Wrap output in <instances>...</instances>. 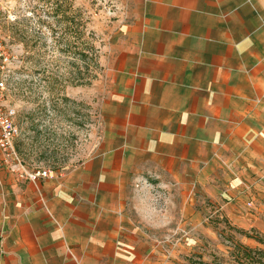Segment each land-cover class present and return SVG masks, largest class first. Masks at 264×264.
Listing matches in <instances>:
<instances>
[{"label": "crops", "instance_id": "obj_1", "mask_svg": "<svg viewBox=\"0 0 264 264\" xmlns=\"http://www.w3.org/2000/svg\"><path fill=\"white\" fill-rule=\"evenodd\" d=\"M133 1L100 147L38 183L0 169V264H169L131 217L147 175L264 228V0Z\"/></svg>", "mask_w": 264, "mask_h": 264}, {"label": "rangeland", "instance_id": "obj_2", "mask_svg": "<svg viewBox=\"0 0 264 264\" xmlns=\"http://www.w3.org/2000/svg\"><path fill=\"white\" fill-rule=\"evenodd\" d=\"M69 4L78 21L96 34L100 49V69L93 71L89 85H71L69 80L51 85V77L63 74L67 79L72 69V58L64 52L69 36L66 21H60L63 12L53 14L57 5L66 12ZM134 5L133 0H0V35L12 59L6 103L17 109L21 135L16 145H21L29 168L66 171L100 147L103 102L112 90L120 33L133 18ZM24 33L28 46L22 42ZM77 65L84 72V64ZM135 188L131 217L153 253L163 250L169 264L227 261L231 236L260 246L234 230L244 228L226 214L228 198H212L191 187L181 190L177 183L150 175ZM257 229L264 234V228Z\"/></svg>", "mask_w": 264, "mask_h": 264}, {"label": "trees", "instance_id": "obj_3", "mask_svg": "<svg viewBox=\"0 0 264 264\" xmlns=\"http://www.w3.org/2000/svg\"><path fill=\"white\" fill-rule=\"evenodd\" d=\"M60 12H63L64 16V20L60 21H66L65 34L69 36L68 41L66 42L67 47L64 52L72 58L69 62L72 69H70V77L67 79L64 78L63 74H56L55 77H51L52 82H49H51V85L59 86L63 82L69 80L68 82L71 83V85H89L95 77L93 71L95 69H100V49L96 45V34L89 30L87 23L82 25L80 21H78L77 14L73 11L70 4L67 7L66 12L62 11L61 7L59 8L57 5L53 14L58 16ZM47 15L50 16V13ZM26 38H28V35L27 33H24V40L22 42L25 46H28ZM78 43L80 47H78ZM78 61L84 64V72L78 67ZM74 69L77 71H74ZM32 125L34 126L33 123ZM16 148L22 155L23 151L21 145L17 144ZM225 221L228 222V219L226 218ZM233 228L239 234L255 240L260 246L251 247L235 240L234 237L231 236L228 244L229 252L227 261L213 259L211 263H207L200 259L194 261L193 264H264V234L256 229L244 230L235 227Z\"/></svg>", "mask_w": 264, "mask_h": 264}, {"label": "built area", "instance_id": "obj_4", "mask_svg": "<svg viewBox=\"0 0 264 264\" xmlns=\"http://www.w3.org/2000/svg\"><path fill=\"white\" fill-rule=\"evenodd\" d=\"M12 59L0 35V169L38 183L40 179L51 178L61 171H52L45 168H29L16 148V140L21 135V126L17 121L18 113L16 107L6 103L8 77L11 70Z\"/></svg>", "mask_w": 264, "mask_h": 264}]
</instances>
